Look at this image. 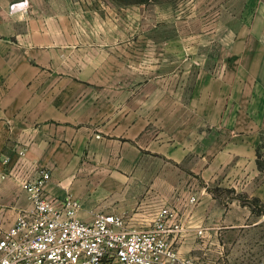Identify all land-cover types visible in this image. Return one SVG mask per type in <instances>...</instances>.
Listing matches in <instances>:
<instances>
[{"label": "crops", "instance_id": "0c3cea01", "mask_svg": "<svg viewBox=\"0 0 264 264\" xmlns=\"http://www.w3.org/2000/svg\"><path fill=\"white\" fill-rule=\"evenodd\" d=\"M207 1L208 26L166 45L171 72L148 80L153 90L113 91L103 82L114 78L67 70L70 47L51 44L33 13L9 9L24 0H0V172L49 171V199L60 207L71 195L88 223L117 214L144 229L167 206L182 224L171 238L180 254L235 264L211 247L241 227L242 206L207 187L251 178L241 168L264 138V0ZM31 209L17 179L0 180V233Z\"/></svg>", "mask_w": 264, "mask_h": 264}, {"label": "rangeland", "instance_id": "374dc122", "mask_svg": "<svg viewBox=\"0 0 264 264\" xmlns=\"http://www.w3.org/2000/svg\"><path fill=\"white\" fill-rule=\"evenodd\" d=\"M24 2L22 7L13 4L9 9L33 13L38 18L35 25L49 30L51 44L70 47L64 50L67 70L83 77L114 78L103 82L113 91L122 87L132 91L144 83L147 91L153 90L148 80L171 72L168 62L174 56L166 45L179 39L184 43L188 34L207 27L206 14L211 10L207 0ZM74 45L82 46L81 50H74ZM122 77L128 83H121ZM241 171L251 173V178L242 176L235 180V188L222 180L211 181L207 187L220 203L242 206L236 213L241 227L223 233L211 253L227 256L235 264H264V138L255 162ZM201 254V250L196 253L197 264H201Z\"/></svg>", "mask_w": 264, "mask_h": 264}, {"label": "built area", "instance_id": "2783aa9c", "mask_svg": "<svg viewBox=\"0 0 264 264\" xmlns=\"http://www.w3.org/2000/svg\"><path fill=\"white\" fill-rule=\"evenodd\" d=\"M8 178L19 181L32 209L0 233V264H197L171 243L182 230L174 209L160 206L144 229L129 227L117 214H99L88 223L76 218L79 201L71 195L60 207L49 199V171L39 169L33 178L0 172V180Z\"/></svg>", "mask_w": 264, "mask_h": 264}]
</instances>
